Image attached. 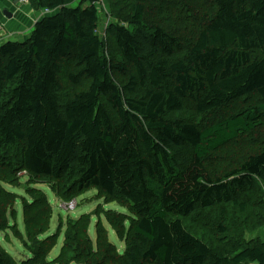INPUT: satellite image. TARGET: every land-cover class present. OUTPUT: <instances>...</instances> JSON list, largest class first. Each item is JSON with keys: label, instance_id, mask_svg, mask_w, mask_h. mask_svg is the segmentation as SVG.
<instances>
[{"label": "trees", "instance_id": "trees-1", "mask_svg": "<svg viewBox=\"0 0 264 264\" xmlns=\"http://www.w3.org/2000/svg\"><path fill=\"white\" fill-rule=\"evenodd\" d=\"M26 1L40 14L35 25L0 42V170L9 168L12 183L26 174L51 185L64 203L96 189L132 218L99 213L94 239L91 215L68 221L64 244L78 232L79 249L63 248L51 260L45 195L32 188L25 200L0 186V233L18 200L37 213L24 229L30 257L16 261L0 246V264H264V240L247 234L259 225H245L264 216V142L245 155L239 144L264 125V0H206L210 19L185 44L173 28L146 25L150 0H119L124 6H112L103 36L101 0ZM159 1L161 16L167 6ZM66 66L73 91L59 98ZM247 97L255 103L220 114ZM185 102L194 118L219 113L202 124L169 120ZM14 150L17 169L6 157ZM225 151L229 163L215 169L209 161ZM216 208L221 220L243 216L237 240L220 219L215 245L190 229ZM102 218L122 251L108 241Z\"/></svg>", "mask_w": 264, "mask_h": 264}, {"label": "rangeland", "instance_id": "rangeland-1", "mask_svg": "<svg viewBox=\"0 0 264 264\" xmlns=\"http://www.w3.org/2000/svg\"><path fill=\"white\" fill-rule=\"evenodd\" d=\"M166 2L165 12L164 15L161 16L156 12V7L161 1L158 0L157 3H154L153 0H150V2L147 3V20L146 25L152 27L153 25H160L163 28L172 31V28L176 30L178 37H180L182 44H185L188 41L193 39V34L195 33V30H198L203 24H205L209 19L211 14L208 15L210 10V3L206 0H164ZM105 4H108V11L105 7ZM121 4L124 6L119 0H113L112 2L110 0H101V3L98 5L99 10V18H100V26L99 29L102 33L101 36H103L104 28L106 27L107 22L110 20V12L112 9V6L114 5L119 6ZM29 6L26 0H20L16 5L12 4V0H0V42H3L6 38H11L12 40L19 39V33L17 32V26L18 23L23 27L22 31L25 30V28H29L25 30L23 34L28 33L31 28L35 25L36 21L38 20L39 16L38 13L29 10ZM3 11H7L11 18L8 19L3 15ZM108 14V15H107ZM37 15V16H36ZM167 16H170V20L163 21V19ZM107 18V19H106ZM194 18V19H193ZM21 31V30H20ZM21 31V32H22ZM12 34H11V33ZM27 39V38H26ZM108 43V42H107ZM186 47L185 45H183ZM185 52V51H184ZM259 56V54H255ZM68 66L63 67L62 73L58 74L59 82H60V90L57 94L59 98H63L69 93H71L73 90L68 87V84L65 80V75L67 72ZM115 78L117 81H119V76L115 75ZM255 103V97H247L246 99L235 101L230 106L219 110L221 112L220 114H225L227 112L238 111V110H244L248 106ZM210 113L207 114L204 118H194L193 117V111L190 106L189 102H185L184 109L180 112L172 113L170 116H167L169 120H176L181 119L186 122L191 123H200L203 122L209 123L217 117L218 113ZM243 142L239 143L242 145V155H245L250 150H255L257 147L258 142H264V125L259 127L254 133L251 135H246L243 139ZM236 146V145H235ZM232 156L235 157L234 160L232 158V161H238L239 158L235 155V153L239 152L238 149H233ZM16 153V151H10L9 153L6 151V157H8V163L12 161L11 163H14V169L18 168V165L16 161L13 158V155ZM226 151L223 153H217L214 158H212L209 162L212 163V166L216 169L217 167L227 166L229 163L228 160H224L221 155H223L224 158H227L225 155ZM212 169V168H211ZM1 176H0V186L3 187L4 190L8 191L9 193H13L16 196L23 197L25 200H29L27 196V190H31L32 188H37L41 190V193L45 195L46 199L51 205V214L49 217V228L48 233L46 234L49 236H55V244L53 246V249L51 250V253L49 255V258L55 259L63 248L66 249V251L69 253L71 251H75L79 249L80 242H81V235L77 232L76 234H72L71 240H69L68 247L65 246L64 242L66 240V233H70V222H75L78 220L82 215H91L89 216L90 219V225L88 228V235H90L91 239H94V233H95V227L98 224L99 221V213L105 214H114L116 218H122L124 216L132 218V214L130 213L129 209L124 206L121 203L111 201L109 202L107 198L102 196L98 190L91 189L85 193H82L80 195H77L76 198H74L72 201L64 203L60 200L59 195L57 194V191H53V187L49 184H37L34 182L33 179H29L28 176L25 174H20V178L18 176H13L12 179L7 174L9 172V168L3 167L1 170ZM215 174H220L221 171L215 170L213 171ZM4 178L7 180V183H4L1 181V179ZM55 190V189H54ZM263 197H264V187L262 189ZM27 195V196H26ZM264 199V198H263ZM5 201L10 200V198L3 199ZM264 201V200H263ZM262 203L264 204V202ZM252 206L254 207V210L258 207L261 209L260 205L255 204L252 202ZM15 213L9 212V214L6 217V220L9 225L6 227L7 232L0 233V246L2 249L7 252L14 260L21 261L28 257H30V253L28 252L29 248H26L25 245V225L26 223H30L28 220H31L33 218L36 219V214H32V212H27L25 208L23 207L21 201L15 202L14 206ZM38 210H35L37 212ZM251 210V214H252ZM200 214L201 216L200 220L193 223L191 225V230L193 232L199 233L201 236L204 237L205 240L208 241V244H216L219 242L220 239L217 234V223L219 222L218 219L221 218L219 214V208H216L212 211H202ZM262 214H264V210L262 211ZM39 218V216H37ZM95 217V218H94ZM233 219H231L229 216L225 217V220L223 218L224 226L227 227L230 230L232 239H236L235 233V227L242 228V220H244L243 216L240 215L237 218L232 216ZM196 220V219H195ZM102 223H104V226L106 227L108 231V241L116 246L118 251H122L124 246L123 242L119 241L112 230V228L106 224L105 220L101 219ZM245 221H249V223L245 222V225L251 226H258L259 228L255 231L248 232V236H254L258 237L259 240H264V216H252V218H247ZM222 223V224H223ZM73 225V224H72ZM235 225V226H234ZM261 225V226H260ZM11 226L15 227L17 229V233H15V229L11 230ZM188 226H190V222L188 223ZM190 230V231H191ZM19 234V235H18ZM21 236L23 238L22 241H20L18 236ZM230 236V237H231ZM247 236V237H248ZM223 240H231L228 237L224 238ZM95 250V247H93ZM101 261V260H100ZM97 263L95 260L92 259V264Z\"/></svg>", "mask_w": 264, "mask_h": 264}, {"label": "crops", "instance_id": "crops-1", "mask_svg": "<svg viewBox=\"0 0 264 264\" xmlns=\"http://www.w3.org/2000/svg\"><path fill=\"white\" fill-rule=\"evenodd\" d=\"M38 17H39V16H38ZM22 29H23V27L18 23V26H17V32H15V33H19V34H20V35H19V39H21V37L23 38V37L25 36V34H23V33L25 32V30H27V29H29V28H25V30H23V31H22ZM20 30H21L22 32H21ZM10 33H11V32H10ZM11 34H12V33H11ZM19 39H18V40H19ZM18 40H17V41H18ZM22 40H24V39H22Z\"/></svg>", "mask_w": 264, "mask_h": 264}, {"label": "water", "instance_id": "water-1", "mask_svg": "<svg viewBox=\"0 0 264 264\" xmlns=\"http://www.w3.org/2000/svg\"><path fill=\"white\" fill-rule=\"evenodd\" d=\"M19 1H20V0H14L13 4L15 5V4H17ZM3 15H4L5 17L9 18V19H10V17H11L10 14H9L7 11H3Z\"/></svg>", "mask_w": 264, "mask_h": 264}, {"label": "bare ground", "instance_id": "bare-ground-1", "mask_svg": "<svg viewBox=\"0 0 264 264\" xmlns=\"http://www.w3.org/2000/svg\"><path fill=\"white\" fill-rule=\"evenodd\" d=\"M11 16V15H10ZM11 18V17H10ZM9 19V18H8Z\"/></svg>", "mask_w": 264, "mask_h": 264}]
</instances>
